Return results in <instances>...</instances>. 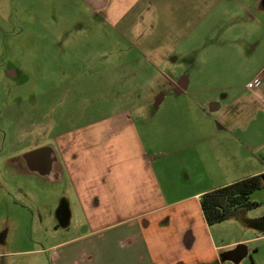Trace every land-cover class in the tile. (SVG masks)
I'll return each instance as SVG.
<instances>
[{
  "label": "crops",
  "instance_id": "obj_1",
  "mask_svg": "<svg viewBox=\"0 0 264 264\" xmlns=\"http://www.w3.org/2000/svg\"><path fill=\"white\" fill-rule=\"evenodd\" d=\"M75 1L114 27L116 87L150 77L147 96L114 111L58 116L61 131L31 141L17 133L26 166L68 184L56 234L73 235L57 236L52 264H264L262 217L209 225L201 204L264 174V0Z\"/></svg>",
  "mask_w": 264,
  "mask_h": 264
},
{
  "label": "rangeland",
  "instance_id": "obj_2",
  "mask_svg": "<svg viewBox=\"0 0 264 264\" xmlns=\"http://www.w3.org/2000/svg\"><path fill=\"white\" fill-rule=\"evenodd\" d=\"M76 2L0 0V264H52L57 236L73 235L56 234L57 213L61 221L70 219L67 181L26 166L13 145L18 130L31 132V141L61 131L58 116L97 118L101 109L120 107L117 99L147 96L150 76L144 72L125 73L122 89L116 87L115 73L105 72L117 62L114 27ZM192 75L199 79V71ZM10 150L13 159L4 160ZM252 199L260 206L250 216L264 224V188Z\"/></svg>",
  "mask_w": 264,
  "mask_h": 264
},
{
  "label": "trees",
  "instance_id": "obj_3",
  "mask_svg": "<svg viewBox=\"0 0 264 264\" xmlns=\"http://www.w3.org/2000/svg\"><path fill=\"white\" fill-rule=\"evenodd\" d=\"M264 188V174L243 179L203 195L201 204L209 225L239 217L258 206L251 195Z\"/></svg>",
  "mask_w": 264,
  "mask_h": 264
},
{
  "label": "built area",
  "instance_id": "obj_4",
  "mask_svg": "<svg viewBox=\"0 0 264 264\" xmlns=\"http://www.w3.org/2000/svg\"><path fill=\"white\" fill-rule=\"evenodd\" d=\"M260 84V79H255L253 82H251V83H249L248 84V88L250 89V90H254L255 89V87L257 86V85H259Z\"/></svg>",
  "mask_w": 264,
  "mask_h": 264
},
{
  "label": "flooded vegetation",
  "instance_id": "obj_5",
  "mask_svg": "<svg viewBox=\"0 0 264 264\" xmlns=\"http://www.w3.org/2000/svg\"><path fill=\"white\" fill-rule=\"evenodd\" d=\"M23 130H18V132L17 133H19V132H22Z\"/></svg>",
  "mask_w": 264,
  "mask_h": 264
}]
</instances>
